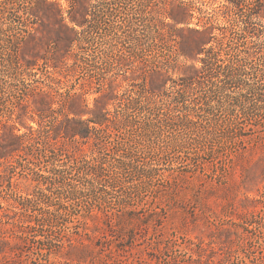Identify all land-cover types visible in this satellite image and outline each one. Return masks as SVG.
<instances>
[{
  "label": "rangeland",
  "instance_id": "1",
  "mask_svg": "<svg viewBox=\"0 0 264 264\" xmlns=\"http://www.w3.org/2000/svg\"><path fill=\"white\" fill-rule=\"evenodd\" d=\"M49 1L59 4L65 18L74 2ZM77 1L74 8L87 10V22L83 28L65 22L78 33L72 54L85 65L71 71L66 89L84 93L77 103L84 113L94 109V99L106 95L110 130L117 122L133 127L111 136L93 133L73 147L70 158L71 145L59 146L52 156L44 141L36 140L22 164L4 172L0 168V206L17 221L32 219L27 214L52 210V204L73 199L68 191L75 189L80 191L77 204L95 210L91 213L99 218L94 223L87 219L88 226L100 228L104 214L96 207L108 213L120 212L125 203L129 210L139 211L143 204L149 208L164 196L163 179L174 176L178 189L158 198L168 214L162 229L151 225L145 230L134 223L132 249L124 241L114 242L108 264H264V0H237L236 8L225 0ZM16 21L26 29L41 25L32 16ZM51 37L49 49L54 51L56 37ZM203 38L207 43L193 48ZM207 57L208 66L186 81ZM73 62L69 59L68 66ZM153 74L158 86L152 91ZM5 87L0 83V90ZM62 87L58 92L64 94ZM6 119L0 118V132L9 141L2 125ZM37 122L28 117L22 125H7H14L20 136L37 129ZM91 159L104 164L107 176L119 179L112 190L107 189L109 180L90 183L84 161ZM123 159L135 168L117 173ZM146 176L149 182L139 191L143 202L138 204L131 200L132 186ZM225 230L230 235L210 242ZM120 245L125 249L118 250ZM95 257L91 264L103 263L99 254Z\"/></svg>",
  "mask_w": 264,
  "mask_h": 264
},
{
  "label": "trees",
  "instance_id": "2",
  "mask_svg": "<svg viewBox=\"0 0 264 264\" xmlns=\"http://www.w3.org/2000/svg\"><path fill=\"white\" fill-rule=\"evenodd\" d=\"M73 1L65 18L59 4L49 0H0V83L7 86L0 90V118H7L2 125L3 130L8 129L10 134V140L5 141V133L0 132L2 172L11 166L22 164L23 154L34 147L36 140L44 141L45 151L52 156L56 155L59 146L71 145L72 149L69 154L67 153V157L70 158L73 147L88 141L93 133L105 132L107 136H111L114 130L118 132V130L133 127V125L117 122L113 126V131L110 130L112 120L105 110L106 104L103 103L106 95L94 99V109L84 113L77 104L84 93L70 94L66 89L65 81L71 71L79 65H85L84 61L77 59V55L72 54L79 41L78 33L65 21L67 19L74 26L83 28L87 22V10L81 5V10L75 9L74 5H79V2ZM225 2L233 8L238 6L237 0H225ZM23 16L26 17V21L31 16L38 18L41 21L40 29H26L22 21H16ZM171 19L175 24L180 23L179 19L174 17ZM17 25L23 26L24 29L18 32ZM199 34L205 37L206 32ZM51 35L56 37L54 51L49 49ZM206 43L205 38L194 41L193 48L199 50ZM71 58L74 62L68 66L67 61ZM200 61L203 64L202 67L192 68L193 74L187 76L186 81L200 74L208 66L209 58ZM153 77L154 74L149 82L152 91L158 86ZM27 78H33V80L26 82ZM60 86L66 89L64 94L58 92ZM53 105H56V108L53 109ZM83 114H89L91 117L82 120ZM28 117L37 118L38 128L35 130L28 128L27 134L15 135L14 125H22ZM8 121H13L14 125L8 126ZM81 153L78 149L76 154ZM95 160L84 161L90 172V183L97 180L100 182L109 180L107 189L112 190L119 179L107 176L104 164ZM126 168H135V166L132 161L123 159L117 162L115 169L117 173H122ZM0 176H2L1 172ZM149 178L146 176L136 180L132 186L134 196L131 200L138 201V204L143 202L139 197V191L149 182L147 180ZM220 179V176L216 177L215 181ZM163 182L167 187L164 196L160 197L164 199L165 194L176 191L179 184L174 176L164 178ZM213 191L214 188H211V192ZM69 193L73 199L52 204L49 206L52 210L46 209L39 215H28L24 210L32 219H26V217L23 221L10 217L0 206L2 212L0 214V264H91L97 258L95 257L97 254L101 256L102 264H108V261L112 260L110 258H112L114 242L124 241L127 243L126 247L132 249L137 239L134 223H137V227L138 225L144 227L145 230L151 225H155L152 226L155 229L158 227L162 229L164 221L168 218L163 199L156 197L152 206L145 208L146 205L143 204L139 211L137 208L127 209L129 206L127 203L121 206V211L118 213H112V211L108 213L103 211L102 207H96V210L99 208L104 214L102 227L91 228L88 226L87 219L93 223L97 221L99 219L97 215L92 214L96 211L92 210V213L89 209L85 211L84 207L77 204L80 191L72 189L68 191V195ZM26 202L28 200L24 199L23 203ZM247 215L251 219L255 217L254 212ZM249 223L255 228L251 221ZM245 224L248 225V221ZM96 233H100L101 236H97ZM153 235L148 238V242L153 241ZM227 235H230L229 230L222 231L218 237L211 236L209 240L210 242L219 240ZM121 246L123 247L117 249L124 250L125 245L119 247ZM201 253L202 250L195 252L197 257H200ZM104 258L108 260L104 261Z\"/></svg>",
  "mask_w": 264,
  "mask_h": 264
}]
</instances>
